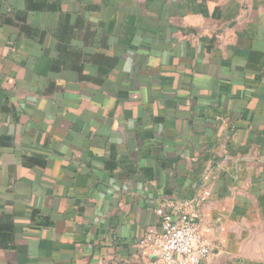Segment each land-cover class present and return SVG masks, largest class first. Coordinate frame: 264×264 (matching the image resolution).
Listing matches in <instances>:
<instances>
[{
    "label": "crops",
    "instance_id": "0c3cea01",
    "mask_svg": "<svg viewBox=\"0 0 264 264\" xmlns=\"http://www.w3.org/2000/svg\"><path fill=\"white\" fill-rule=\"evenodd\" d=\"M187 208L264 264V0H0V264H158Z\"/></svg>",
    "mask_w": 264,
    "mask_h": 264
},
{
    "label": "built area",
    "instance_id": "2783aa9c",
    "mask_svg": "<svg viewBox=\"0 0 264 264\" xmlns=\"http://www.w3.org/2000/svg\"><path fill=\"white\" fill-rule=\"evenodd\" d=\"M158 213L162 217V233L153 247L159 257L158 264H201L210 257L214 246L197 226L196 211L187 208L178 216L164 210Z\"/></svg>",
    "mask_w": 264,
    "mask_h": 264
}]
</instances>
